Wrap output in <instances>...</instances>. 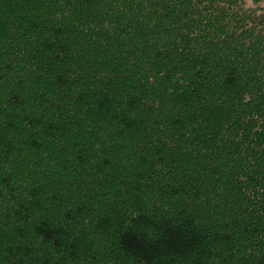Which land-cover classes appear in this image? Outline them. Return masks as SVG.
I'll return each instance as SVG.
<instances>
[{
  "label": "trees",
  "instance_id": "obj_1",
  "mask_svg": "<svg viewBox=\"0 0 264 264\" xmlns=\"http://www.w3.org/2000/svg\"><path fill=\"white\" fill-rule=\"evenodd\" d=\"M0 264H264V0H0Z\"/></svg>",
  "mask_w": 264,
  "mask_h": 264
}]
</instances>
